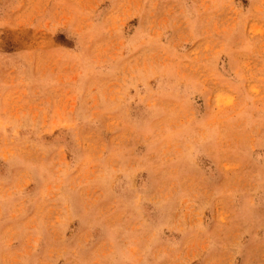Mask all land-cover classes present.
I'll use <instances>...</instances> for the list:
<instances>
[{
	"label": "rangeland",
	"instance_id": "1",
	"mask_svg": "<svg viewBox=\"0 0 264 264\" xmlns=\"http://www.w3.org/2000/svg\"><path fill=\"white\" fill-rule=\"evenodd\" d=\"M0 264H264V0H0Z\"/></svg>",
	"mask_w": 264,
	"mask_h": 264
}]
</instances>
